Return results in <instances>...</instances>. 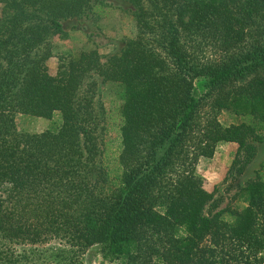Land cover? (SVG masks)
<instances>
[{"label": "trees", "instance_id": "1", "mask_svg": "<svg viewBox=\"0 0 264 264\" xmlns=\"http://www.w3.org/2000/svg\"><path fill=\"white\" fill-rule=\"evenodd\" d=\"M136 34L105 62L60 57L63 20L91 0H0V264H264V161L229 204L198 172L237 143L227 177L264 141V0H128ZM122 89L120 145L100 142L92 72ZM222 110L239 117L225 125ZM51 119L40 133L18 114ZM103 145V147H102Z\"/></svg>", "mask_w": 264, "mask_h": 264}, {"label": "rangeland", "instance_id": "2", "mask_svg": "<svg viewBox=\"0 0 264 264\" xmlns=\"http://www.w3.org/2000/svg\"><path fill=\"white\" fill-rule=\"evenodd\" d=\"M134 7L128 0H91L83 14L63 20L65 34L56 35L52 39V53L49 58V70L57 73L60 57L69 52L84 49H97L101 61L105 62L111 55L118 53L128 38L136 34V20ZM1 15V4H0ZM94 84L96 89L95 103L102 116V130L100 128V142L109 143L111 150L117 151L120 145L118 126L121 123L120 108L122 105V89L116 82L104 79L99 71H94L85 80L84 87ZM219 118L225 125L239 122V117L227 110L220 112ZM52 123L51 119L29 114H18L16 117L17 129L25 133H40ZM261 151V162L256 163L250 172L234 174L227 177L228 169L232 164L237 144L220 142L212 159H200L198 172L206 180L209 190L216 188L214 200L205 208L206 214H212L226 207L245 204L235 193L248 177L253 178L264 161V141L257 142ZM103 147V145H102ZM256 168V169H255ZM97 248H92L82 258L83 264H116L103 260Z\"/></svg>", "mask_w": 264, "mask_h": 264}, {"label": "crops", "instance_id": "3", "mask_svg": "<svg viewBox=\"0 0 264 264\" xmlns=\"http://www.w3.org/2000/svg\"><path fill=\"white\" fill-rule=\"evenodd\" d=\"M221 142H227V141H221ZM231 143H233V144H237V143H235V142H231ZM261 151H260V149L258 150V152H257V155H256V157L254 158V160L250 163V165L246 168V170H245V174L246 173H248V172H250V169L252 168V166L254 167V165H256V163L257 164H259L260 162H261ZM204 159H212V157L211 158H208V157H203ZM203 158H201V159H203ZM256 169V168H255ZM252 177V176H251ZM251 177H248L247 178V180L248 179H250Z\"/></svg>", "mask_w": 264, "mask_h": 264}]
</instances>
